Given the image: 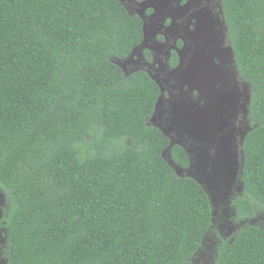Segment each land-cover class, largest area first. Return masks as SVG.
<instances>
[{"label":"trees","instance_id":"trees-1","mask_svg":"<svg viewBox=\"0 0 264 264\" xmlns=\"http://www.w3.org/2000/svg\"><path fill=\"white\" fill-rule=\"evenodd\" d=\"M222 3L252 90L245 188L233 200L246 220L264 215V0ZM144 37L143 17L120 0H0L7 264H196L214 233L212 264H264V225L224 239L205 189L164 156L190 165L152 123L159 84L116 63Z\"/></svg>","mask_w":264,"mask_h":264},{"label":"flooded vegetation","instance_id":"flooded-vegetation-1","mask_svg":"<svg viewBox=\"0 0 264 264\" xmlns=\"http://www.w3.org/2000/svg\"><path fill=\"white\" fill-rule=\"evenodd\" d=\"M222 1L223 0H123L125 6L131 13L142 15L145 18L143 19L144 25L146 24V35L141 45L147 46L148 48L145 47L144 49L152 52H150V58L153 63L151 67L148 61L143 63L148 66L147 69H149V71L147 72L157 83L159 82L158 84L161 90L165 92L162 103L163 106L168 104V99L172 95V91L177 89V86H179L182 93L186 95L189 94V97L194 101L196 99L198 100L197 96L199 94L202 95L205 92L204 89L192 81H190V85H187V87L182 88L180 85L181 81L179 74L184 69H192L195 63L194 60H196L197 69L201 71V74L205 73L202 72L203 69H208V75L206 77L210 78L215 83L216 87H222L224 77L230 78L234 84V86L231 87L237 94V99H234L227 113H233V115H235L236 113L241 114L243 112L244 116L241 120H237L230 126L224 123L225 127L218 133L217 137L223 138L225 143L224 150L231 160L229 165L234 173L235 179L232 183L230 194L226 197L224 202H219V205L215 207L217 213L213 216L214 223H216L217 220L221 221L220 234H222L224 239H228L236 234L238 229L246 221H250L253 225H261L262 227L264 221L260 224V216L246 220L235 219L236 209L233 200L236 196L241 194L245 188L242 179L245 164L244 143L246 136L251 132L253 127L245 115L250 108L252 90L251 84L245 80L236 65L234 51L228 39L229 29ZM140 2H148V4L152 6L146 7L145 10L138 9L141 8ZM210 28H215V30H213L214 35L211 33ZM206 62L210 63V68L205 66ZM169 82H173V84L170 85ZM163 84H165L164 87L162 86ZM203 99L204 96L199 99V103H202ZM209 99L210 97L206 101V109ZM221 102L222 101H220L218 106L216 100V110L218 108L223 109ZM229 129L234 130V132L237 131V135L234 136L231 132H227ZM178 139L188 145L189 149L196 152L197 148L191 146L188 139ZM212 149L213 148L209 147L207 151ZM0 190L3 192L1 188ZM1 196L3 197L2 193ZM0 201V236H2L1 224L6 207L5 194L3 199L0 197ZM261 217H263V215H261ZM225 227L228 228L229 231H227ZM2 228L6 230L3 225ZM225 230V235H223ZM212 238L214 241L213 250L216 251L217 246H219L222 241L215 233L212 235ZM207 239H205L203 248L199 250L197 255L205 248ZM214 251L212 254L213 260ZM4 253L5 246L3 253H1L0 250V263L3 262L2 257H4ZM212 261L208 264H212ZM195 262H197V258ZM2 264H4V262Z\"/></svg>","mask_w":264,"mask_h":264},{"label":"water","instance_id":"water-1","mask_svg":"<svg viewBox=\"0 0 264 264\" xmlns=\"http://www.w3.org/2000/svg\"><path fill=\"white\" fill-rule=\"evenodd\" d=\"M121 1V0H120ZM122 2V1H121ZM146 3V2H143ZM147 7L152 6L151 4L146 3ZM144 35H146V24L144 25ZM208 43V41H207ZM124 61H116L118 65H120L123 69H126L124 65ZM194 67L192 69H184L180 74V85H190V81L195 82L199 85L202 89L206 91L208 87L211 86L210 78L206 77L208 74V69H203L201 74L200 70L197 69V62L194 60ZM205 66L210 68V63L206 62ZM210 82V83H209ZM162 94L159 98L155 114L152 118V123L157 125L170 139H171V146L179 144L183 146L190 156V165L188 168H183L178 166L172 159L170 151L167 150L164 152V156L166 157L167 161L170 165L175 169L176 173L183 176H190L194 178L199 184L207 192L212 207H213V216L217 213V205L219 202H224L226 197L231 192L232 183L235 179L234 173L229 165L231 162L230 158L225 153V146L223 138L217 137L218 133L222 129H224L225 124L223 121V116L226 112H228L229 108L232 106L234 99H237V94L234 92V89L229 86L221 87V91L217 92V97L215 94V98H219L223 107L222 112H218L216 109H208L202 113H192L191 109L192 106L189 107V101H184L182 98L178 101H175L174 97L171 95L168 99V104L165 106L162 105L163 99L165 97L164 90H161ZM225 102L229 104L226 105ZM182 108H185L183 110ZM219 110V108H218ZM170 115L168 122H171L169 127L164 124L158 122L159 119ZM173 128L180 129V134L188 133V135L194 139V141H198L201 144L203 141H206L208 146L202 147L200 150L197 148L196 152L192 149H189V146L183 143L178 138L171 135V130ZM213 145V146H212ZM211 147L214 150L207 151L208 148Z\"/></svg>","mask_w":264,"mask_h":264},{"label":"rangeland","instance_id":"rangeland-1","mask_svg":"<svg viewBox=\"0 0 264 264\" xmlns=\"http://www.w3.org/2000/svg\"><path fill=\"white\" fill-rule=\"evenodd\" d=\"M122 1V3L124 4V2H123V0H121ZM146 3H148V2H146ZM146 3H143V2H140L139 4H140V7L141 8H138V9H144L145 10V8L147 7L145 4ZM125 5V4H124ZM142 16V15H141ZM143 17V16H142ZM144 18V17H143ZM145 19V18H144ZM213 30H215V28H210V31H211V33L214 35V33H213ZM150 37H152L151 35H149ZM150 43V42H149ZM145 47H147V46H144V45H141V46H139V47H137L136 49H134V51H133V53L129 56V57H127L126 59H123V60H125L124 61V65H125V67H126V69H124L125 70V72H126V74L127 75H129V74H131L132 72H134V71H137V70H146V71H149V69H147V65L146 64H144L143 62H146V61H148L149 63H150V67H151V65H152V63H153V61H152V59L146 54V52L147 51H149V50H147V49H144ZM148 48V47H147ZM149 52H151V51H149ZM152 53V52H151ZM146 56V57H148V58H146L144 55ZM117 61H122V60H117ZM222 74H223V72H222ZM210 82H211V86L210 87H208L207 89H206V91L202 94V95H198L197 96V98H198V100L196 99L195 101L194 100H192L190 97H189V94L188 95H186L185 93H182L181 92V89L179 88V86H177V89L176 90H173L172 91V96L174 97V99H176L175 101H178L179 102V100L182 98L184 101H189L190 103L188 104L189 105V107L190 106H192L193 108L191 109V114L192 113H202V112H205L206 113V110H208V109H212V110H214V109H216V106H217V103H218V106H219V104H220V101H219V98H215V96L213 95V94H215L216 95V97H217V92H220L221 91V87L220 88H218V87H216L215 86V83L212 81V80H210ZM159 83V82H158ZM169 84L170 85H172L173 84V82H169ZM234 86V84L232 83V81L230 80V78H228V77H224V83H223V85H222V87L223 86ZM163 87L165 86V84H163L162 85ZM183 87H187V86H182V88ZM202 96H204V99H203V101H202V103H199V99L202 97ZM160 97H161V95H160ZM167 97V96H166ZM210 97V99H209V101H208V106H207V109H206V101H207V99ZM216 100H217V103H216ZM225 104L226 105H228L229 103L228 102H225ZM183 110H185V108H182ZM215 111V110H214ZM217 111L218 112H222L223 111V109H217ZM232 115V116H231ZM248 115V111H247V113H246V115L245 116H247ZM244 116V114H243V112L241 113V114H238V113H236L235 115H233V113H225L224 114V116H223V123H225V124H227V126H230L231 124H234V122H236L237 120H241V118ZM170 117V115H169V113H168V115L166 116V117H163L162 116V118L161 119H159L158 120V122L159 123H161V124H164V125H166L167 127H169V125L171 124V122H168V120H166L167 118H169ZM227 132H231L234 136H236L237 135V131H235L234 132V130H227ZM171 135L174 137V139H175V137L176 138H181L182 140H189V142H190V144H191V146H197L198 147V150H200V148H201V146L204 148V147H207L208 146V144H207V142L206 141H203V143L201 144L200 142H198V141H194V139L193 138H191L189 135H188V133H183V135H181L180 133V129H178V128H173L172 130H171ZM188 137V138H187ZM176 140V139H175ZM213 146V145H212ZM210 152L212 151V154L214 153V150H209ZM1 191V190H0ZM1 193L3 194V197H4V193L1 191L0 192V197H1V199H3V197L1 196ZM1 202V201H0ZM261 214H262V212H261ZM264 221V215H263V217H260V220H259V222H260V224H261V222H263ZM2 225H3V219H2V224H1V231H2V236H0V250H1V253H3V250H4V246H5V243H6V233H7V231L6 230H4L3 228H2ZM4 226V225H3ZM225 229L227 230V231H229V229L228 228H226L225 227ZM226 230L224 231V235H225V232H226ZM213 247H214V241H213V238H212V236L210 235L209 237H208V239H207V242H206V244H205V248L199 253V255L197 256V262H196V264H208V263H210L212 260H213ZM216 248V247H215ZM214 248V249H215ZM3 259V262H4V264H7V261H6V258H5V253H4V257H2ZM1 260V259H0ZM2 262V263H3ZM2 263H0V264H2Z\"/></svg>","mask_w":264,"mask_h":264},{"label":"clouds","instance_id":"clouds-1","mask_svg":"<svg viewBox=\"0 0 264 264\" xmlns=\"http://www.w3.org/2000/svg\"><path fill=\"white\" fill-rule=\"evenodd\" d=\"M185 86H187V85H185ZM161 94H162V91H161Z\"/></svg>","mask_w":264,"mask_h":264}]
</instances>
